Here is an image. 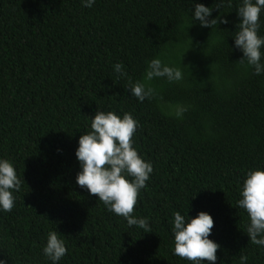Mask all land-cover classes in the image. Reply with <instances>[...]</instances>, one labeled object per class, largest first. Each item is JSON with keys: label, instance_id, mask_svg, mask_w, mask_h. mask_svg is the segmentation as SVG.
I'll return each mask as SVG.
<instances>
[{"label": "trees", "instance_id": "obj_1", "mask_svg": "<svg viewBox=\"0 0 264 264\" xmlns=\"http://www.w3.org/2000/svg\"><path fill=\"white\" fill-rule=\"evenodd\" d=\"M238 2L213 11L229 23L211 30L190 25L191 0H96L91 8L0 0V157L25 181L13 210L0 212V258L51 264L42 247L57 227L69 250L59 264H190L173 255V213L205 211L214 220L210 239L221 245L216 264H240L241 255L264 264L236 208L244 173L264 166V75L238 66ZM157 55L184 66L186 86L153 82L164 100L191 103L183 120L131 97L113 73L123 62L139 79ZM97 110L139 119L136 147L154 172L134 212L150 217L152 233L129 227L76 183L75 151Z\"/></svg>", "mask_w": 264, "mask_h": 264}, {"label": "clouds", "instance_id": "obj_2", "mask_svg": "<svg viewBox=\"0 0 264 264\" xmlns=\"http://www.w3.org/2000/svg\"><path fill=\"white\" fill-rule=\"evenodd\" d=\"M191 2L194 11L189 9L190 25L198 22L202 28L212 30L218 26L220 30V24L229 23L222 14L213 18L212 13L214 10L224 12V8L231 9L234 0H215L212 6L195 3V0ZM81 3L91 8L96 0H81ZM235 8L239 22L232 39L234 48L242 53L238 66L245 73L251 70L253 75H264V34H261L264 0H239ZM112 69L117 80L126 83L131 97L139 102L155 101L160 111L169 118L183 120L192 107L186 101L164 100L160 89L153 83L162 80L168 85L186 86L182 63L178 66L157 55L146 61L139 79L129 75L123 62L113 64ZM140 126L139 119L131 112L95 111L91 116L90 130L80 135L75 151L80 165L76 183L96 196L109 213L126 220L129 227L135 226L143 229L144 233H152L150 217L134 212L138 197L147 188L154 172L153 161L146 159L136 147L134 137ZM23 182L14 161L0 157V212L13 210ZM238 194L236 208L242 209L246 215L244 227L249 241L264 249V166L250 168L244 173ZM213 227L214 220L208 212L200 211L193 218L188 211L184 214L175 211L171 221L173 255L190 264H216L221 245L210 239ZM64 236L57 227L49 229L46 234L42 253L51 264H59L69 252ZM248 259L247 255H241L240 264H248ZM0 264H8V258H0Z\"/></svg>", "mask_w": 264, "mask_h": 264}]
</instances>
